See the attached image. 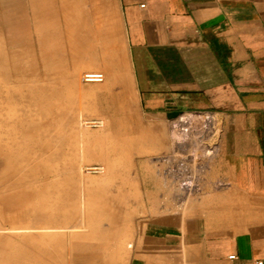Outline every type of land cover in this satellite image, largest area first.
<instances>
[{"label": "crops", "instance_id": "obj_1", "mask_svg": "<svg viewBox=\"0 0 264 264\" xmlns=\"http://www.w3.org/2000/svg\"><path fill=\"white\" fill-rule=\"evenodd\" d=\"M118 6L134 66L120 72L124 77L113 94L127 105L134 90L130 83L136 79L141 104L154 123L137 133L144 138L137 159L120 164L117 172L108 155H97L109 170L107 178L95 180L105 189L94 194L96 202L105 197L100 205L108 234L105 264H264V0H118ZM37 19L38 12L32 11L29 21L19 19L12 33L36 30ZM70 25L75 31L70 42L75 65L96 63L90 17L80 13ZM38 28L39 42L47 41L50 32ZM62 60L48 50L43 53L45 68ZM32 97L33 92L26 95L30 101ZM172 110L215 111L223 120L216 158L198 191L181 201L165 182L164 167L153 161V155L172 149L171 138L165 139L157 124L168 122ZM82 116L79 113V124ZM91 158L83 155L82 161ZM63 193L46 205H56L61 215L28 214L15 219L27 227H0V237L6 232L24 234L22 240L30 245L35 242L31 233L43 234L38 236L45 241L39 254L32 245L29 251L18 248L16 258L31 261L34 256L40 264H64L59 233L85 230L94 218L66 224ZM79 208L84 215L89 211L84 190ZM76 233L77 247L98 235L96 230L87 236Z\"/></svg>", "mask_w": 264, "mask_h": 264}, {"label": "rangeland", "instance_id": "obj_2", "mask_svg": "<svg viewBox=\"0 0 264 264\" xmlns=\"http://www.w3.org/2000/svg\"><path fill=\"white\" fill-rule=\"evenodd\" d=\"M32 11L40 16L37 29L32 31L28 27L12 33L11 28L15 29L19 19L29 21ZM83 12L91 20L94 32L91 46L96 63L86 61L79 66L72 60L74 47L70 42L75 31L70 23ZM5 14L13 18L7 20ZM39 26L51 34L42 43L38 40L42 34ZM124 39L118 0H0V227H27L29 224H18L20 222L15 219L28 214L50 218L61 215L56 205L53 209L46 205L53 200L55 203L64 192L66 224L75 225L86 216L94 218L85 230L59 233L63 235L60 254L64 264L108 262L104 256L108 252L106 215L100 207L105 197H99L96 202L94 194L98 189H105V185L95 180L107 178L109 170L97 155H108V161L115 164L114 173L117 172L120 164L127 166L137 159L144 141L137 133H143L154 123L141 104L136 79L130 83L134 90L129 91L127 105L113 94L124 77L120 72L134 66ZM46 50L60 55L62 63L45 68L42 57ZM109 71L114 73L110 75ZM87 72L103 73L105 82L85 83L83 75ZM105 85L108 86L91 89ZM31 92L30 101L26 95ZM79 113L84 121H103V127L83 125L80 128ZM170 117L168 115V119ZM170 120L157 123L169 140ZM83 155L92 158L82 161ZM89 166H103L105 172L89 173L86 171ZM81 190H84L86 209H89L85 215L79 208ZM94 230L98 232L95 238L87 241L84 247L75 246L77 231L87 236ZM22 235L12 232L1 235L0 263H41L34 256L31 261L16 258V252L18 248L22 252L29 251L26 248L34 245L37 249L33 253L39 254V247L45 241L38 236L43 234L31 233L35 241L31 245L22 240ZM90 244L94 248L90 249ZM89 254H93V258Z\"/></svg>", "mask_w": 264, "mask_h": 264}, {"label": "built area", "instance_id": "obj_3", "mask_svg": "<svg viewBox=\"0 0 264 264\" xmlns=\"http://www.w3.org/2000/svg\"><path fill=\"white\" fill-rule=\"evenodd\" d=\"M83 80L88 84H101L103 73L87 72ZM170 120L169 134L172 149L158 155L153 161L164 167V180L173 191L176 201L194 195L203 182L210 163L216 158L223 133V120L215 111H178ZM87 126L101 128V120L87 121ZM89 173L103 174L101 166H92ZM232 256L230 259H234Z\"/></svg>", "mask_w": 264, "mask_h": 264}, {"label": "bare ground", "instance_id": "obj_4", "mask_svg": "<svg viewBox=\"0 0 264 264\" xmlns=\"http://www.w3.org/2000/svg\"><path fill=\"white\" fill-rule=\"evenodd\" d=\"M104 82H105V80H104ZM104 82H103V83H104ZM102 123H103V121H102ZM87 124H88V122H87L86 120L84 121V119L82 118V120L80 121L79 126L82 127L83 125L86 126ZM91 167H92V166L87 167V168H86V171H88ZM101 167H103V166H101ZM103 169H104V172H105V168H104V167H103ZM104 172H103V173H104Z\"/></svg>", "mask_w": 264, "mask_h": 264}, {"label": "water", "instance_id": "obj_5", "mask_svg": "<svg viewBox=\"0 0 264 264\" xmlns=\"http://www.w3.org/2000/svg\"><path fill=\"white\" fill-rule=\"evenodd\" d=\"M180 113L178 112V111H174V112H172V113H170V115H171V119L172 118H176L178 115H179Z\"/></svg>", "mask_w": 264, "mask_h": 264}]
</instances>
